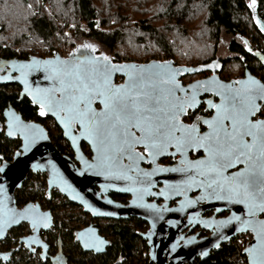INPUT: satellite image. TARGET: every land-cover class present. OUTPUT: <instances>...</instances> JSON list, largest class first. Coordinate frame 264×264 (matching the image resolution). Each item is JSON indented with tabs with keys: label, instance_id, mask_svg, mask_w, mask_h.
<instances>
[{
	"label": "water",
	"instance_id": "1",
	"mask_svg": "<svg viewBox=\"0 0 264 264\" xmlns=\"http://www.w3.org/2000/svg\"><path fill=\"white\" fill-rule=\"evenodd\" d=\"M248 6L254 25L264 35V30H262L264 29V20L257 13L255 1L249 0ZM243 39L246 44L245 51L264 67V53L259 49L252 48L247 38ZM94 46L87 47V50L75 46L67 57L53 52L48 57L29 56L27 60L21 61L0 59V69L8 67L5 73L0 72V86L8 83L19 84L22 93L26 94L33 104L43 107L46 114L57 118L58 115L55 112H66L67 107L73 103L71 98L80 94L77 88L79 83L77 76L89 75L91 79L103 82L105 66H108L107 87L112 90L127 91L135 84L137 92L165 96L168 94V90L175 93L183 89V91H190L188 97L195 93L196 101L199 94L207 92L212 97L218 98L215 105L225 104L227 106V102L221 94L227 95L229 89L243 87V85L235 83L237 81H254L255 84L250 85L253 88L264 86V81L252 75L248 68H245L244 76L239 79L220 81L215 75L182 86L177 81L179 77L209 69L215 63V59L208 63L195 65L174 64L175 62L171 58L152 59L142 63L114 62L109 57L105 60V54L97 53L96 46ZM46 61L63 62L61 66L67 70V74L62 73L58 77L51 78L52 73L48 70L51 66L45 64ZM116 75L124 77L122 83H114ZM162 78H168L170 82L164 85L161 83ZM211 80L214 81L209 87L207 86L208 81ZM196 85L199 86L195 87ZM61 88L64 90L61 91ZM253 94L256 95V93ZM49 98L54 101L51 107L48 103ZM90 99L91 110L98 114V119H103L99 114L106 110L100 97L92 95ZM167 100L172 101L169 95ZM160 102L163 103L164 100L161 99ZM96 103L100 105L99 108H96ZM255 104L257 107L248 118L255 116L260 111V107L264 106V99L257 95ZM77 106L81 111L85 109V104L82 101ZM188 108L193 107L185 105L184 113ZM214 111L213 117H217V109L215 108ZM4 116L6 136H19L21 145L11 161L0 163V239L4 238L10 229L21 223H27L31 233L23 238L22 242L25 246H29L39 239L40 230H48L51 227L52 215L49 210L41 209L36 202H28L22 207H18L15 200V191L21 186L26 175L30 171H41L47 173V192L52 188L57 189L69 201L82 206L83 210L90 213L92 217L126 219L129 216H134L146 222L148 229L141 233V237L146 240L148 246V264H200L210 256L212 251L219 249L222 244L244 232L251 234V240L243 248L242 254L245 256L246 263L252 264L253 257H250L246 250L254 245L258 246L257 231L254 230V226L258 229L264 223L262 216L264 212L257 210L254 215H249L248 209L242 203L218 200L210 196L200 198L204 195L200 188L195 185L188 187L189 177L197 181L204 179L195 171H171L167 167L156 168L155 166L150 170H145L141 168V162L136 160L134 173L131 179H127L126 176L118 175L115 171L116 165L101 167L99 163L102 155L100 145L95 141V137L88 135L82 129L79 119L74 121L80 126L79 133L90 144L93 155L92 159L88 161L79 158L81 163L78 168L69 158L60 155L57 148L51 144L47 131L41 124L23 121L21 115L10 106L4 111ZM134 129L140 133V136V130L136 127ZM10 132L11 135H9ZM26 144L27 147H25ZM136 146L144 147V144L140 143ZM186 154L187 152L184 154L183 167L180 169L185 167L186 161H196L188 160ZM207 157L206 153L205 157L198 160H206ZM263 161L264 158L253 156V160L249 162L258 180L260 177L256 168ZM235 165L237 163L232 167ZM245 167L233 173H227L228 169H231L227 168L224 174L238 173ZM137 168L142 172L136 171ZM161 169L164 170L161 171ZM165 179L172 180L167 182ZM156 181L164 182V185L159 187V192L153 194V196L163 199L160 205L154 201H147V198L153 193L151 189ZM197 190L196 198H190V193ZM109 191L126 193L131 198L126 204H122L109 198ZM174 197L179 199L176 205L170 207L169 201ZM188 201H192V203H188ZM197 202L201 203L198 207H196ZM8 209H11L15 214L14 218L11 213H8ZM205 210H213L212 215L201 216ZM223 212H226L224 216H218ZM185 215L188 217L184 219ZM193 215L194 217H192ZM233 217L240 219L237 220ZM245 220L252 221V224L245 225L243 223ZM45 224L47 227L44 226ZM195 227L207 231L208 234L199 236L200 231H197L186 236V233ZM186 228H188L187 231H184ZM76 237L83 251H92L95 254L104 253L109 245V241L101 236L97 228L92 225L77 231ZM36 243L43 245L42 242ZM10 253L0 252V260L5 261Z\"/></svg>",
	"mask_w": 264,
	"mask_h": 264
},
{
	"label": "trees",
	"instance_id": "2",
	"mask_svg": "<svg viewBox=\"0 0 264 264\" xmlns=\"http://www.w3.org/2000/svg\"><path fill=\"white\" fill-rule=\"evenodd\" d=\"M142 1L0 0V57L27 54L45 57V49L52 53L63 45L69 52L76 46L74 41L84 36L95 40L94 45L97 47L99 44L107 47L112 54L108 56L116 60L120 57L122 45H129L136 40L149 43V47L143 48L145 56L153 57L154 52H149L156 50L171 59L174 53L179 57L189 55L195 59L192 63L200 64L208 61L209 54L217 47L223 28L232 36H236L229 43V49L236 56L223 59L224 63L235 61L241 70L245 66L252 72L259 71L264 78V67L245 51L243 38H247L251 46L254 44V49L260 47L264 38L254 25L247 0H199L204 9L202 25L210 26L205 33L210 38L208 43L203 41L200 35H192L191 30L187 28L190 16L192 18L194 10H197L189 7L190 3L187 2L190 0H151L150 8L154 7V12L150 14L139 12V9L145 7V1L143 5ZM254 1L259 17L264 20V0ZM139 6L143 7L138 8ZM159 19L162 21L161 26L157 24ZM63 25L67 27L68 32H63ZM81 25H84L86 30L82 29ZM170 31L178 35L177 38H170ZM57 32L59 37L55 36ZM179 35H186L187 38ZM241 57L244 60H241ZM17 93V84L0 86V113L8 103H12L26 118L37 117L35 109L26 100L17 101ZM13 146L14 141L0 135V152L3 155L10 156ZM39 181L38 177L30 174L15 193L16 203H24L27 199L34 198L39 192ZM64 203L66 206L70 205L66 200ZM57 221L61 224L65 249L71 264H142L145 260V242L137 233L143 223L139 219L109 220L104 226L100 225V231L111 244L104 253L98 255L82 252L73 241L72 228L59 217ZM233 241L234 238L222 244L200 264H247L241 249ZM20 253L9 264H47L35 256Z\"/></svg>",
	"mask_w": 264,
	"mask_h": 264
},
{
	"label": "snow or ice",
	"instance_id": "3",
	"mask_svg": "<svg viewBox=\"0 0 264 264\" xmlns=\"http://www.w3.org/2000/svg\"><path fill=\"white\" fill-rule=\"evenodd\" d=\"M84 47L91 46L84 45ZM104 59L107 60V57ZM62 63L59 61L45 62L51 66L48 69L52 73L51 78L58 77L62 73L67 74V70L61 66ZM107 68L108 66H105L103 82L91 79L89 75H78L77 88L80 94L71 98L73 103L66 109V119L70 121L79 119L82 129L88 135L95 137V141L99 143L102 153L99 162L101 167L115 166L117 152L122 154L126 151L130 159L135 157V160H142L144 157L133 151L134 146L140 143L144 144L145 152L152 157L159 154L162 148L168 147L172 141H174L177 151L181 153L186 148L202 147L208 154L206 160L186 161L184 168L170 170L185 172L191 170L204 177L199 181L189 177L188 187L195 185L200 188L204 194L200 198L210 196L218 200L242 203L248 209L249 215H254L257 210L264 212V163L259 166V180L249 164L253 160L254 148H258L259 156L264 158V121L252 122L248 119L257 107L255 104L257 95L264 99V86L250 87L255 84L254 81L235 82L243 87L229 89L227 95L221 94L227 102V106L225 104L211 105L217 109L218 115L214 120L205 121V123L209 124L215 135L210 137L206 134L200 137L196 135L194 124L184 126L178 120V116L185 111V105L194 107L197 103L195 93L187 98L173 96L175 102H168L167 96L149 95L145 92L135 91V84L127 91L112 90L107 87ZM169 82L168 78L161 79V83L164 85ZM92 95H98L101 103L104 104L106 111L99 114L103 119H98V114L90 108ZM168 95H172L171 90H168ZM161 99L166 102L165 108L157 107ZM81 101L85 104L83 111L77 106ZM48 103L51 107L54 101L49 98ZM156 113H162L163 118L155 115ZM40 115H45L43 107L40 109ZM225 121H230L231 132L227 131ZM131 127L138 128L141 135L135 136L130 131ZM175 131H180L181 134L176 136ZM221 132H224L223 137L220 135ZM11 134L10 132L9 135ZM244 136H251V143L246 142L243 139ZM236 163H245V169L238 173L225 175L226 169ZM163 170L161 169V171ZM136 171L142 172L139 168ZM125 178L131 179L127 176ZM188 203H192V201H188ZM7 211L14 218L15 214L12 213V210L8 209ZM233 218L240 219L239 217ZM243 223L249 225L252 224V221L245 220ZM44 226L47 227V224ZM254 230L257 231L258 246L254 245L246 251L249 252L250 257H253L252 264H264V223L258 229L254 226ZM85 246L87 247V245Z\"/></svg>",
	"mask_w": 264,
	"mask_h": 264
},
{
	"label": "flooded vegetation",
	"instance_id": "4",
	"mask_svg": "<svg viewBox=\"0 0 264 264\" xmlns=\"http://www.w3.org/2000/svg\"><path fill=\"white\" fill-rule=\"evenodd\" d=\"M84 45H90L91 47H93L94 43L87 41V40H82L79 44L76 43V46H78V47L79 46L83 47ZM88 48H86L85 50H87ZM95 50L97 51V53L105 54L104 52L99 51V48L97 46L95 47ZM105 56L109 57L114 62H124L121 60H116L113 57L108 56L107 54H105ZM45 57H48V56H45ZM28 58H29V54H27L25 56L12 55L9 57H0V59H6V60L14 59V60H18V61L27 60ZM213 59H215V63L212 64L209 69H205V70L198 72V73L181 76L177 79V81H179L180 84L183 86V85H187V84H190V83L198 81V80L208 79L211 76H215V75L217 76V80H220V81H229L231 79H239V78H242L244 76V70L246 68L245 66L243 67L242 72L240 74H238L237 76H234V77L226 76L225 75V69H224V66H225L224 61L225 60H223L224 58L219 57V56H217V57L215 56L214 58H211L204 63H208ZM240 59L244 60L243 57H241ZM156 60H162V59H156ZM140 63H142V62H140ZM221 63H222V65H221ZM174 64H176V63H174ZM6 69H8V67L5 69H0V72L5 73ZM250 73L252 75H254L255 77H257L258 79L264 81L262 74H260L258 72H252V71H250ZM123 80H124L123 76L116 75L114 78V83L119 84V83H122ZM213 81L214 80L208 81L209 84L207 86L210 87L211 83ZM8 84H13V83H8ZM14 84H17V83H14ZM4 85H6V84H4ZM17 86H18V93H17L18 99H17V101L19 102L22 100H26L28 102V104L35 109V113H36L37 117L26 118L20 112V110L17 108V106H14L12 103H8L2 109V111L0 113V135H2L7 140L14 141V146L11 148V154L8 157H6L5 155H3L0 152V163L3 161H7V162L11 161L13 156H14V153L19 149V147L21 145V138L19 136L8 137L5 134L6 126L4 124V122H5L4 111L7 110L9 108V106L12 107L17 113H19L21 115L23 121L41 124L46 129L47 135L49 137L51 144L57 148V150L59 151L61 156H65V157L69 158L74 163V165L76 167H78V168L80 167L81 162H80L79 158L87 160V161L92 159L93 151L91 149L90 144L79 133L81 128L78 125V123L74 120L70 121V120L66 119L67 112H65V111L55 112L58 115V118L53 116V115L46 114V113H45V115L41 116L40 115L41 107L36 105V104H33L32 101L29 99V97L26 94L22 93L21 86L19 84H17ZM189 92L190 91L178 90L175 93H172V95H169L172 101H168V102H175L173 100V96H175L177 98H187ZM165 96L168 97V94H166ZM217 101H218V98L216 96L212 97L210 93L203 92V93L199 94L197 96V105H195L193 108H188L185 113L180 114L178 116L179 123L181 125H184V126H190V125L194 124L195 129H196V135H198L200 137H203L206 134L210 137L214 136L215 133L213 132V129L210 128L209 124L205 123V121H212V120H214V118H216V117H213L214 112H215L214 111L215 108H213L211 105L216 104ZM209 102H211V103H209ZM95 106H96V108L100 107V105L97 103L95 104ZM157 107L165 108L166 102L165 101L163 103L160 102L159 105H157ZM263 107L264 106L260 107V111L255 116L250 117L248 119L252 122L264 121ZM155 115L161 116V118H163L162 113H156ZM224 123L226 125L227 131L231 132L232 126H231L230 121H225ZM130 131H132L135 136H139V134H140L138 131H136L134 129V127H131ZM174 134L176 136H179L181 133H180V131H175ZM220 135L223 137L224 132H221ZM243 139L248 143H251V141H252L251 136H244ZM133 151H134V153H139L140 155H142L144 157L142 160H139V161L141 162L140 163L141 168H143L145 170H150L154 166L156 168L167 167L169 169H172V168L180 169V167H183L182 161H183L185 152H187L186 157L188 160H198V159H201V158L206 156V152H205L204 148H202V147L186 148L185 151L183 153H181V152L177 151L176 147L174 146V141L170 142L168 147L161 149L160 153L155 155L154 157H152L148 153H146L143 146H136L135 145L133 148ZM258 153H259V149L254 148L253 149V156H259ZM115 155L117 156L115 171L118 173L119 176L131 177L134 173V168H136L135 157L130 159L128 152H126V151L123 152L122 154L117 152ZM261 161H262V159H261ZM263 163H264V161H263ZM244 166H246L245 163H237V165H235L231 169H228L227 173L236 172V171L240 170L241 168H244ZM259 166L256 168L257 171H260ZM30 174L33 175L34 177H38L40 179V181H39L40 182L39 192L37 195L34 196V198L27 199L24 203H19V204L16 203V205L18 207H22L23 205H25L28 202L38 203L40 205L41 209L50 211V213L52 215V225L48 230H40L39 231V237H38L39 239L32 242L29 246H25L24 243L22 242V239L27 237L31 233L27 223H21L16 228L9 230L8 233L6 234V237L0 241V252H11V253L7 256V259L5 261L0 260V264L11 263L14 260V258H16V256H18V253H20V252H22L20 254H23L25 252V254L30 255L31 257L35 256L38 260H40L41 262L47 263V264H71L70 261L68 260V256L66 253L64 237H63L62 231L60 229L61 224L57 221V218L55 217V214H54L56 206H53V205L55 204L57 196H59L58 198H62L63 200H66L67 203L70 204L69 206H73V208H75L77 210V213L84 218V224H81L79 227L70 226L72 228V232H73V241L78 245V247L80 248V250L82 252H90L92 254H95L92 251H83L81 249L79 242L77 240V237H76L77 231H79V230H81V229H83L89 225H92V226L97 228L98 233L101 236H103L105 239H107L109 241V245H108V247H109L111 244V241L104 234H102V232L100 231V228H99L100 224L98 222L99 220H104L107 222L109 220L125 221V220H129V219H133V218L139 219V218H136L134 216H129L126 219L92 217L90 213L85 212L83 210L82 206L69 201L57 189L52 188L49 192H47V173L46 172H41V171L32 172V171H30L26 175V178L24 179L22 184L27 180V178H29ZM118 175H117V177H118ZM152 176H154V175H152ZM169 178H172V177H169ZM169 180H172V179H168V181ZM22 184H21V186H22ZM163 185H164L163 181H156L155 184L153 185L152 189H151L153 193H151V195L147 198V201H150V202L154 201L157 205H160L163 202V199L159 198V197H155V196H153V194L158 193L159 187H162ZM21 186L16 189L15 193L17 192L18 189L21 188ZM197 195H198V190L192 191L190 193L189 197L190 198H196ZM108 197L111 198L112 200L120 202L122 204H126L128 202V200L131 198V196L129 194L119 193V192H114V191H109ZM178 199H179L178 197L172 198L169 201V206L172 207V206L176 205ZM200 204H201L200 202H197L196 207H198ZM212 213H213V210H205L201 213V216L208 217V216L212 215ZM225 214H226V212H223L221 214H218V216H224ZM262 216L264 217V214H262ZM187 217H188V215H185L184 219ZM192 217H194V215ZM139 220L142 221L141 219H139ZM143 223L146 227L143 230L141 229V230L137 231V233L140 236H141V233L146 232L148 229V224L146 222H143ZM23 228H24V230H22ZM187 229L188 228H186L184 231H187ZM12 231H15V233ZM197 231H200L199 236L208 234L207 231L199 230L198 227H195L191 231H188L186 233V236L190 235V234H194ZM11 235L13 237H11ZM8 239H10L11 242L7 241ZM143 240H144L145 246H146V249H144V251H145L147 261H143L142 264H148V260H149L148 246L146 244V240L145 239H143ZM36 242H42L43 245L41 246V245H39L40 243H36ZM99 254H101V253H99Z\"/></svg>",
	"mask_w": 264,
	"mask_h": 264
},
{
	"label": "rangeland",
	"instance_id": "5",
	"mask_svg": "<svg viewBox=\"0 0 264 264\" xmlns=\"http://www.w3.org/2000/svg\"><path fill=\"white\" fill-rule=\"evenodd\" d=\"M144 1H145V5H144L145 7L141 8L143 6H139L138 8H141V9H139V12H141V13L144 12L145 14H147L146 12H148V14L154 12V7L150 8L149 1H151V0H143L142 5L144 4L143 3ZM247 1H249V0H247ZM187 3H190V5H189L190 8L197 9V10H194L195 13H194L193 17L191 18V16H190V18H189L190 20L187 23V28L191 30L190 33L192 35H200V37L203 39V41L208 43L210 38H208V34H205V33H206L207 29H210V26H208L207 24L202 25L203 20H204L203 19L204 9L201 7L202 5L199 4L200 3L199 0H195L194 2L190 0ZM192 5H193V7H192ZM58 20H61V19H58ZM64 23L71 26V24H69L67 22H64ZM158 23H159L158 26H161L162 21L159 19L157 24ZM81 28L86 30V27L84 25H81ZM160 29H161V27H160ZM63 32H66V31H63ZM67 32H68V30H67ZM188 33L189 32H187L186 35H188ZM168 34L170 35V38H177V36H178V35L174 34L172 31H170ZM186 35L185 36L179 35V36L182 38H187ZM233 37H236V36H232L230 33L226 32L222 28V30L220 32V36H219V41L217 43V47H215V49L212 50V52H214V53L211 52L209 54V59H211V57L214 58L215 56L216 57L219 56V57H222L224 59L225 58H234L236 55L234 53H232V51L229 49V43ZM82 40H87V41H90L92 43H95L94 42L95 40L88 38V37H84V36L77 38V40H75L74 43L79 44ZM238 40H239V38H238ZM240 42H242V41H240ZM99 45H98L99 51L104 52L107 55L108 54L112 55L110 53V50L107 47H105L101 44H99ZM63 46H65V45H63ZM144 46L149 47V43L137 42L136 40H133L132 42H130L129 45L123 44L121 47L122 52H120V55H119L120 57L117 60L126 61V62H129V61L146 62L149 59L150 60L151 59H162V60L167 59V57H165L164 54H161L160 52H158L156 50L149 52V53L154 52L153 57H150L149 55L145 56L144 52H143ZM83 48H86V47L83 46ZM238 56H240V55H238ZM172 57H173V61L176 64L195 65V63H192L195 60L194 57H192V56L185 55V57L184 56L179 57V56H177L176 53H174V56H172ZM201 63H204V62H201ZM224 69H225V75L231 76V77L237 76L238 74H240L242 72V70H241L242 68L235 61H230V62L227 61L225 66H224ZM258 73H260V72L258 71ZM263 111H264V107H263ZM58 197L59 196H57L56 201H55V204H56V209L54 212L55 217L56 218L59 217L60 220L64 221L67 224V226H69V227L70 226L79 227L81 224H84V218L77 213V210L75 208H73V206L64 205L65 204L64 200L62 198H58ZM98 222L102 226H104V224L106 223V221H104V220H99ZM145 227L146 226L143 223V224H141L140 229L143 230ZM241 236H243L244 240L246 238H249V240H250L251 234H249V232H244V233L238 234L237 236L234 237L233 242L242 251L243 248L246 246L245 245L243 246V242L239 239V237H241ZM242 259L243 258H241V260ZM144 261H147L146 256H145ZM31 263L32 262H30V264Z\"/></svg>",
	"mask_w": 264,
	"mask_h": 264
},
{
	"label": "built area",
	"instance_id": "6",
	"mask_svg": "<svg viewBox=\"0 0 264 264\" xmlns=\"http://www.w3.org/2000/svg\"><path fill=\"white\" fill-rule=\"evenodd\" d=\"M60 27H61V25H60ZM62 29H63V31H66L67 27L65 25H63ZM57 35H58V33H57ZM59 36H60V34H59ZM252 47L256 48V46L254 44L252 45ZM258 49H260L264 53V38H263V41H262V43H261V45H260V47ZM56 52L62 57H67L68 56L67 47L66 46H63V48L59 49ZM45 53H46V56H51L53 54V52L49 53L47 50H45ZM239 239L243 242V246L244 245L247 246L249 244L250 240H251V238H250V240H249V238H246L244 240L243 236L239 237Z\"/></svg>",
	"mask_w": 264,
	"mask_h": 264
},
{
	"label": "bare ground",
	"instance_id": "7",
	"mask_svg": "<svg viewBox=\"0 0 264 264\" xmlns=\"http://www.w3.org/2000/svg\"><path fill=\"white\" fill-rule=\"evenodd\" d=\"M58 33V32H57ZM57 33H55V36H58L57 35ZM63 48V47H62ZM61 49V48H60ZM45 50H47V49H45ZM45 50H44V54H45V56H46V53H45ZM59 50V49H58ZM70 52V51H69ZM68 53V52H67ZM30 56H35V55H30ZM38 57H40V56H38ZM126 62V61H125ZM129 62H135V61H129ZM147 62V61H146ZM140 63V62H139ZM221 65H222V63H221ZM19 226V225H18ZM17 227V226H16ZM16 227H14V228H16ZM13 229V228H12ZM11 230V229H10ZM31 232V231H30ZM6 237V236H5ZM4 237V238H5ZM4 238H2V239H4ZM2 239H0V241L2 240Z\"/></svg>",
	"mask_w": 264,
	"mask_h": 264
}]
</instances>
